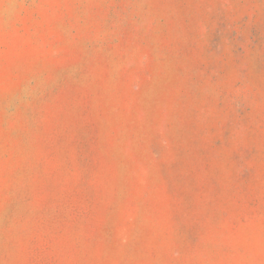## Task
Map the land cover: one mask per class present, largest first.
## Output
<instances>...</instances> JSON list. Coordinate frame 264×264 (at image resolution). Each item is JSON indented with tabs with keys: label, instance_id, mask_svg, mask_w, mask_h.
Segmentation results:
<instances>
[{
	"label": "rangeland",
	"instance_id": "1",
	"mask_svg": "<svg viewBox=\"0 0 264 264\" xmlns=\"http://www.w3.org/2000/svg\"><path fill=\"white\" fill-rule=\"evenodd\" d=\"M0 264H264V0H0Z\"/></svg>",
	"mask_w": 264,
	"mask_h": 264
}]
</instances>
